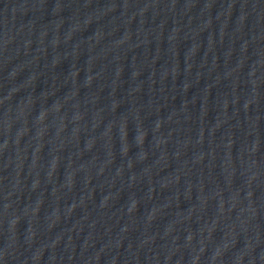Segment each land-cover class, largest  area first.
Returning a JSON list of instances; mask_svg holds the SVG:
<instances>
[{"label":"water","instance_id":"1","mask_svg":"<svg viewBox=\"0 0 264 264\" xmlns=\"http://www.w3.org/2000/svg\"><path fill=\"white\" fill-rule=\"evenodd\" d=\"M0 264H264V0H0Z\"/></svg>","mask_w":264,"mask_h":264}]
</instances>
